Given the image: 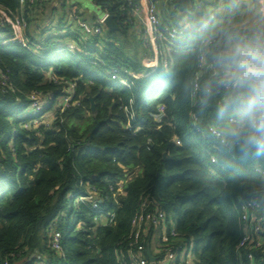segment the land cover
I'll return each instance as SVG.
<instances>
[{
	"label": "trees",
	"instance_id": "16d2710c",
	"mask_svg": "<svg viewBox=\"0 0 264 264\" xmlns=\"http://www.w3.org/2000/svg\"><path fill=\"white\" fill-rule=\"evenodd\" d=\"M259 1L247 3L256 10ZM54 2L0 0L11 19L24 17L29 46L38 45L31 50L0 39V76L6 78L0 79V264H123L131 219L142 203L162 210L167 223L170 213L177 218L178 236L168 227V241L161 243L194 240L196 264H264L261 250L253 249L249 260L239 246L238 211L242 200L253 198L264 216V180L251 170L257 160L264 165V157L229 151L208 132L213 108L201 111L192 90L205 77L198 61L202 35L191 31L172 44L159 42L170 48L168 66L144 75L119 42L104 39L99 49V36L84 37L73 22L64 34L50 35L51 12L59 14L57 24L70 13L82 17L78 9L66 10L64 0ZM93 2L123 33L137 22L131 9L143 5ZM149 2L161 23L173 26L187 15L196 24L214 8V25L224 26L244 20L247 11L244 0H191L187 7L179 0ZM12 31L10 24L2 29L5 36ZM196 34L201 37L194 40ZM96 58L101 62L93 63ZM113 68L129 73L130 88L109 79ZM34 94L46 104L31 115ZM94 202L109 215L93 211ZM53 233L61 236L62 253L51 247ZM150 238H143L145 249Z\"/></svg>",
	"mask_w": 264,
	"mask_h": 264
},
{
	"label": "built area",
	"instance_id": "2783aa9c",
	"mask_svg": "<svg viewBox=\"0 0 264 264\" xmlns=\"http://www.w3.org/2000/svg\"><path fill=\"white\" fill-rule=\"evenodd\" d=\"M20 4L23 5L25 0H19ZM33 2V0H29ZM131 1V0H126ZM196 1V0H194ZM143 5L135 6L131 9L133 17L142 25V30L139 31V35L142 33L144 37L150 42L152 46H158L162 49L160 55L162 56V66L167 68L168 63L166 60V52L168 45L164 46L159 42H173L180 36L193 31L194 33L201 34L202 24L211 22L215 24L217 21L218 9L214 8L209 11L207 17L201 19L198 23L193 24L189 20V16H184L183 20L178 23V26L171 24H162L159 19V14L156 5L149 2V0H142ZM196 3V2H195ZM194 3V5H195ZM197 5V4H196ZM198 7V6H197ZM198 9V8H197ZM199 11V10H198ZM80 13V11H79ZM108 14L103 12V15L94 23H89L80 16L70 13L66 19L68 25L72 22L76 24L84 37L93 36L100 37L103 33L104 24L103 21ZM8 24L11 25L12 32L9 33L8 38L2 33V29ZM26 21L22 15H16L14 18H10L5 10L0 7V39H3L7 44H19L22 47L30 48L31 50L37 49V44L29 46V41L25 35ZM202 35V34H201ZM171 46V45H169ZM34 47V48H31ZM35 53V52H34ZM104 54V52H101ZM199 69H203L200 59ZM101 62V59L96 58L93 63ZM109 79L116 83L121 84L124 87L130 88L132 86L130 75L123 69L113 68L108 71ZM1 81H5V76L1 73ZM73 84H71V90ZM31 101L29 105L28 113L35 115L45 107V102L40 100L37 95L30 96ZM65 101H69V97L64 98ZM194 115L191 114V118ZM156 121H161L162 114L154 116ZM133 119V117H131ZM214 125L209 126L208 132L212 135L210 129ZM217 141V140H216ZM176 144H180V139H175ZM218 142V141H217ZM219 143V142H218ZM211 162L215 163L216 160L211 158ZM252 172L258 177L264 180V165L260 160H257L251 168ZM120 190V189H119ZM84 197H80V200ZM92 210L98 212L100 216L109 215L103 210L97 208V202L92 203ZM145 203H142V208H139L131 219L132 230L129 235L131 242L126 251V259L122 262L123 264H196L195 262V243L194 240L184 242L177 246H170L168 244L163 245L161 242H167L168 236L166 231L168 227H171L170 234L176 238L177 232L174 226H169L167 223V215L159 208H144ZM260 203L255 199H245L239 203L238 211L240 215V229L241 237L239 240V246L244 247L246 252V258L249 260L253 259L252 250L257 248L261 250L264 255V216L259 212ZM156 229L159 231V237L157 244L154 246L153 251L150 250L151 255L155 260L151 261L146 255V250L143 244V238L150 233V242L155 238ZM149 244V243H148ZM51 247L59 253H62L61 236L59 233H53L51 238ZM163 253L159 259L157 256Z\"/></svg>",
	"mask_w": 264,
	"mask_h": 264
},
{
	"label": "clouds",
	"instance_id": "9594fccd",
	"mask_svg": "<svg viewBox=\"0 0 264 264\" xmlns=\"http://www.w3.org/2000/svg\"><path fill=\"white\" fill-rule=\"evenodd\" d=\"M201 34L199 59L205 77L194 81L192 90L198 93L201 111L213 108L212 135L229 151L264 157V25L209 22L202 24Z\"/></svg>",
	"mask_w": 264,
	"mask_h": 264
},
{
	"label": "rangeland",
	"instance_id": "374dc122",
	"mask_svg": "<svg viewBox=\"0 0 264 264\" xmlns=\"http://www.w3.org/2000/svg\"><path fill=\"white\" fill-rule=\"evenodd\" d=\"M56 6H59V1L55 3ZM264 4V3H263ZM247 11L246 14L244 13L245 20L249 21H260V18L258 17L259 14H261V6H259V9L256 8L254 10L251 3H246ZM64 7L66 10H74L78 9L83 10V15L85 20L87 22L91 23L93 21L94 17H97L98 15L102 14L101 9H99L93 2V0H64ZM61 14V13H60ZM43 10L38 9L37 10V16L36 18L40 20L43 17ZM58 16L59 14L57 12H51L47 19L51 18L52 20H48L45 22L47 26L52 25L50 30V35H53L55 31L65 33V30L67 28H71V25H68V22H66V19L62 22L57 24L58 22ZM138 22V21H137ZM136 24V22H135ZM46 26V27H47ZM44 27V26H43ZM73 28H76V24L73 23ZM142 30V25L140 23H137L135 26H129L126 30V32L123 33V31L116 30V32L111 33L107 32V28L104 27L102 35L99 37V49H101L100 46H103V40L107 41H116L121 44V49L123 52V55L128 58L130 61H132L134 64H136L139 67V70L142 72V74H146L149 71H155L156 68H162V56L158 52H162V49H159L158 46H152L150 42L144 37V35L141 33L140 36H135L134 32ZM10 31V30H9ZM8 33V31H6ZM49 32V31H48ZM47 31H43V34H46ZM197 40L201 36L196 34L193 36ZM8 36H5L4 39H7ZM92 45V44H91ZM166 52V51H165ZM46 118V117H45ZM25 125V124H23ZM72 204H69L67 207V210L69 211ZM169 226L176 225L177 218L174 217L170 213L169 217ZM74 218H71L70 225H74ZM159 237V231L156 229L155 238L151 242V248L154 249V246L157 244Z\"/></svg>",
	"mask_w": 264,
	"mask_h": 264
},
{
	"label": "water",
	"instance_id": "95a60500",
	"mask_svg": "<svg viewBox=\"0 0 264 264\" xmlns=\"http://www.w3.org/2000/svg\"><path fill=\"white\" fill-rule=\"evenodd\" d=\"M184 7L189 6L191 0H179ZM104 26L109 30V31H116L119 30V26L114 22V18L111 15H107L103 21ZM90 104H91V110L94 109V97H89L88 98ZM165 157V154H163ZM146 255L149 258V260L153 261L155 258L151 255L150 252V246H147L146 250Z\"/></svg>",
	"mask_w": 264,
	"mask_h": 264
},
{
	"label": "crops",
	"instance_id": "0c3cea01",
	"mask_svg": "<svg viewBox=\"0 0 264 264\" xmlns=\"http://www.w3.org/2000/svg\"><path fill=\"white\" fill-rule=\"evenodd\" d=\"M58 1H59V0H58ZM247 2H248V0H244V3H245V4H246ZM259 2H260V3L256 6V8L259 9V6H261V8H264V4L261 2V0H260ZM53 6H56L55 2H54V4H53ZM74 10H75V9H74ZM80 14L83 15V10H80ZM245 14H246V13H245ZM102 15H103V12H102V14L98 15L97 17H94V19H93V21H91V23L96 22V21H97ZM258 16H259V18H260V21H261L262 25H264V17H262L261 14H259ZM82 18L84 19V17H82ZM84 20H85V19H84ZM244 20H245V17H244ZM86 21H87V20H86ZM137 23H138V22H136V24H133L132 26L137 25ZM107 30H108V29H107ZM108 32L114 33V32H116V31H109V30H108ZM134 34H135V36L138 35V37H139V30H138V31L135 30ZM34 36H35V35H34Z\"/></svg>",
	"mask_w": 264,
	"mask_h": 264
}]
</instances>
